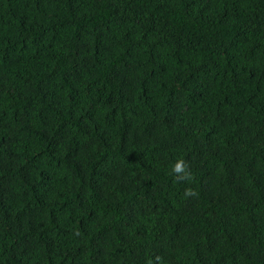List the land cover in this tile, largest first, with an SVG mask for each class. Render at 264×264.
<instances>
[{"label": "trees", "instance_id": "trees-1", "mask_svg": "<svg viewBox=\"0 0 264 264\" xmlns=\"http://www.w3.org/2000/svg\"><path fill=\"white\" fill-rule=\"evenodd\" d=\"M0 264H264V0H0Z\"/></svg>", "mask_w": 264, "mask_h": 264}, {"label": "clouds", "instance_id": "clouds-1", "mask_svg": "<svg viewBox=\"0 0 264 264\" xmlns=\"http://www.w3.org/2000/svg\"><path fill=\"white\" fill-rule=\"evenodd\" d=\"M174 171H175V173H177V174H183V175H182V178H183V179H187V178L190 177V173L187 171V169H186V165L184 164L183 161L178 162V163L175 165ZM157 259L159 260V258H157Z\"/></svg>", "mask_w": 264, "mask_h": 264}]
</instances>
